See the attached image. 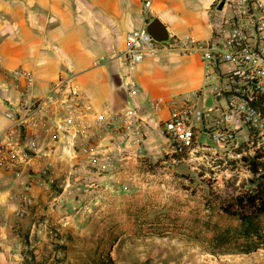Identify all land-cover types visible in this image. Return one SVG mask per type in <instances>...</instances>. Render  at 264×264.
<instances>
[{
	"label": "crops",
	"instance_id": "0c3cea01",
	"mask_svg": "<svg viewBox=\"0 0 264 264\" xmlns=\"http://www.w3.org/2000/svg\"><path fill=\"white\" fill-rule=\"evenodd\" d=\"M146 1L0 0V135L10 123L2 97L3 70L31 71L36 79L33 93L38 97H43L61 76H73V82L87 95L95 112L108 107L125 108V75L130 74L139 88L136 103L149 122V132L143 139L144 154L158 145L164 146L161 124L170 116L173 102L181 103L194 92L203 91V61L198 54L162 51L131 68L119 57L126 46V34L159 18L170 36L209 40L221 0H152L149 10ZM158 97L169 102L160 114L149 107ZM199 104H204L203 95ZM38 139L42 151L34 157L26 174L17 176L0 168V194H7L6 203L0 205V264H27L25 260L32 259L31 252L35 260H40L44 243L34 235L43 231V216L62 221L64 202L69 199L74 207L78 203L73 173L80 166L100 169L112 164L111 137L83 139L77 148L64 146L48 129L38 134ZM115 161L111 173H94L92 184L101 188L91 191V201L111 198V185L128 184L132 179L128 171L131 175L139 172L140 159L136 154ZM48 164L56 178L54 185L45 184L42 179ZM13 195L18 199H13ZM23 197L28 199L24 205ZM8 205H15L16 210L8 211Z\"/></svg>",
	"mask_w": 264,
	"mask_h": 264
},
{
	"label": "built area",
	"instance_id": "2783aa9c",
	"mask_svg": "<svg viewBox=\"0 0 264 264\" xmlns=\"http://www.w3.org/2000/svg\"><path fill=\"white\" fill-rule=\"evenodd\" d=\"M219 3L211 39L170 36L167 41H158L145 25L126 34V46L119 57L133 68L162 51L198 54L204 64L203 91L194 92L181 103L173 102L160 135L172 153L192 169L201 165L206 153H212L224 164L231 161L241 166L242 175L249 178L254 175V161L264 164V1L226 0L222 9ZM151 4L152 0L145 2L147 10ZM3 76L2 97L10 123L0 135L1 169L17 176L26 174L42 151L38 134L47 129L57 141L73 148L83 139L111 137L114 145L109 167L131 155L140 160L145 157L143 139L149 122L136 103L139 88L130 74L125 75V108L108 107L103 112L94 111L73 76H61L43 97L33 93L36 79L31 71L3 70ZM201 95L203 105L199 104ZM168 103L165 97H158L149 107L160 114ZM42 179L48 185L56 183L51 164L43 169ZM21 201L24 205L28 199ZM42 225L48 228L49 221Z\"/></svg>",
	"mask_w": 264,
	"mask_h": 264
},
{
	"label": "rangeland",
	"instance_id": "374dc122",
	"mask_svg": "<svg viewBox=\"0 0 264 264\" xmlns=\"http://www.w3.org/2000/svg\"><path fill=\"white\" fill-rule=\"evenodd\" d=\"M161 141L165 147L147 150L139 172L131 175L128 171L132 176L128 184L111 185V198L91 201V191L101 188L92 184V178L95 172L111 173L115 166H80L72 175L78 203L74 207L69 199L64 202L62 221L43 216L40 224L48 220L49 227L34 235L44 243L41 259L36 261L264 264V215L257 220L263 237L248 239L238 234L240 220L223 210L235 197L251 191L259 175L246 178L241 166L231 161L224 164L212 153H206L201 165L184 175L177 166L185 160L172 153L165 138ZM259 164L260 174H264V164ZM245 211L250 213L251 209ZM219 235L226 239H218Z\"/></svg>",
	"mask_w": 264,
	"mask_h": 264
},
{
	"label": "trees",
	"instance_id": "16d2710c",
	"mask_svg": "<svg viewBox=\"0 0 264 264\" xmlns=\"http://www.w3.org/2000/svg\"><path fill=\"white\" fill-rule=\"evenodd\" d=\"M252 171L256 175L260 173V164L258 162H253ZM253 186L254 188L243 196L235 197L232 204L223 206V210L227 215L240 220L238 234L248 239L263 237V232L257 220L264 215V174H259V176L253 180ZM247 207L251 209L250 213L245 211ZM26 238L29 241V236ZM218 239L224 240L226 238L224 235H219ZM62 249L66 251L65 246H62ZM251 250L252 249L248 251ZM30 255L32 259L26 258L25 261L27 264H44L43 261L35 260L33 252H31Z\"/></svg>",
	"mask_w": 264,
	"mask_h": 264
},
{
	"label": "water",
	"instance_id": "95a60500",
	"mask_svg": "<svg viewBox=\"0 0 264 264\" xmlns=\"http://www.w3.org/2000/svg\"><path fill=\"white\" fill-rule=\"evenodd\" d=\"M225 3L226 0H221L218 5V8L222 9ZM147 30L158 41H167L170 38V34L167 30V27L162 23L159 18H155L152 22H150L147 26ZM177 170L184 175H189L192 172L191 167L188 165L187 162H182L181 164H179L177 166Z\"/></svg>",
	"mask_w": 264,
	"mask_h": 264
},
{
	"label": "clouds",
	"instance_id": "9594fccd",
	"mask_svg": "<svg viewBox=\"0 0 264 264\" xmlns=\"http://www.w3.org/2000/svg\"><path fill=\"white\" fill-rule=\"evenodd\" d=\"M7 201V194H0V205L5 204ZM15 205H8V211H15Z\"/></svg>",
	"mask_w": 264,
	"mask_h": 264
}]
</instances>
